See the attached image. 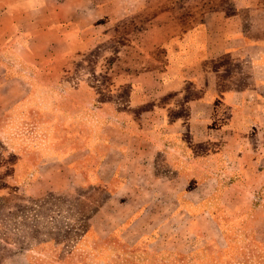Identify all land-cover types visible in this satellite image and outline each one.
Listing matches in <instances>:
<instances>
[{"label":"rangeland","instance_id":"rangeland-1","mask_svg":"<svg viewBox=\"0 0 264 264\" xmlns=\"http://www.w3.org/2000/svg\"><path fill=\"white\" fill-rule=\"evenodd\" d=\"M124 1V19L115 0L108 23L56 44H47L54 32L30 27L45 33L44 45L29 48L26 60L0 50L9 65L0 77V264H264V119L227 113L214 132L205 127L217 141L190 147L198 157L188 167L158 157L152 171L150 160L137 159L127 181L113 173L117 154L100 167L123 134L163 135L151 125L155 108L168 123L181 120V107L197 97L179 75L203 47L148 44L153 13ZM0 3L28 10L40 0ZM20 78L27 93L12 105ZM254 101L264 109V97Z\"/></svg>","mask_w":264,"mask_h":264},{"label":"crops","instance_id":"crops-1","mask_svg":"<svg viewBox=\"0 0 264 264\" xmlns=\"http://www.w3.org/2000/svg\"><path fill=\"white\" fill-rule=\"evenodd\" d=\"M114 2L115 0H40L38 7L28 10H15L0 3V50L16 54L23 61L26 60L29 48L44 45V41H39L45 33L30 34V27L35 26L48 33L54 32L52 41L47 44H56L57 37L59 41L63 34L71 35V31L86 29L101 20L108 23V20H112L110 13L118 5V19H124L129 14L125 1L117 0L116 6ZM136 2L144 3V10L153 13L146 23L148 44H193L202 46L203 50L194 65L186 66L180 71L182 84L192 85L197 93L195 99L188 100L181 107L186 112L183 118L185 121L172 118L168 123V119H165L169 117L167 112L155 108V112L151 114L159 117L151 125L156 122L158 127L163 126V135L157 137L139 132L123 134V145L120 142L107 150L100 167L102 168L110 154H117L119 159L112 167L113 173H120L126 181L124 174L128 171V165L131 162L133 165H140L137 159L150 160L148 164L152 171L158 157L166 161L179 157L180 163L188 167L190 157H198V153L191 154L190 147L217 141L214 135H209L210 130L204 132L205 127H212L214 132L213 127L218 126L227 113L242 110L249 119H264L263 106L254 101L255 97H264V0ZM162 2L166 4L161 7ZM61 30H65V33ZM8 38L11 42L9 45ZM158 38L164 41L156 42ZM178 39L181 41L178 42ZM6 66H9L6 59L0 56V77L5 74ZM142 76L138 75V78ZM17 81L16 92L21 93V96L14 99L12 105L27 93L26 83L21 78ZM239 86L247 88L237 90ZM222 87H227L224 89L226 91H222ZM222 94H228V101L221 100ZM193 124L202 127L200 135L192 133ZM100 180L104 183L112 181L101 177ZM180 180H184L186 184L188 182L183 174ZM113 199L104 203L95 217L102 214L105 206ZM126 220L120 219L118 224L108 229L109 232L120 227ZM93 221L92 218L90 223L99 236Z\"/></svg>","mask_w":264,"mask_h":264}]
</instances>
